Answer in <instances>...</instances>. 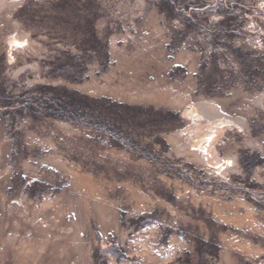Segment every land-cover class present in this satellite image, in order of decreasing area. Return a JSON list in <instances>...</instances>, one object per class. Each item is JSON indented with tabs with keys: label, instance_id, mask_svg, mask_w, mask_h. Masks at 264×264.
<instances>
[{
	"label": "rangeland",
	"instance_id": "obj_1",
	"mask_svg": "<svg viewBox=\"0 0 264 264\" xmlns=\"http://www.w3.org/2000/svg\"><path fill=\"white\" fill-rule=\"evenodd\" d=\"M0 264H264V0H0Z\"/></svg>",
	"mask_w": 264,
	"mask_h": 264
}]
</instances>
